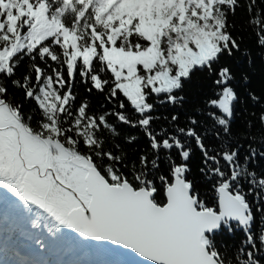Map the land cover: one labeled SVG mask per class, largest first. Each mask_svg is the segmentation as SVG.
Masks as SVG:
<instances>
[{"label":"snow or ice","instance_id":"snow-or-ice-1","mask_svg":"<svg viewBox=\"0 0 264 264\" xmlns=\"http://www.w3.org/2000/svg\"><path fill=\"white\" fill-rule=\"evenodd\" d=\"M241 14L264 60V0H0V264H264Z\"/></svg>","mask_w":264,"mask_h":264},{"label":"trees","instance_id":"trees-1","mask_svg":"<svg viewBox=\"0 0 264 264\" xmlns=\"http://www.w3.org/2000/svg\"><path fill=\"white\" fill-rule=\"evenodd\" d=\"M237 25L239 34L243 35L245 44L248 45L252 49L253 52V65L251 68H248L247 65H242L245 67V70L255 72V76L253 77V85L258 86L262 79H264V60L258 55L261 51L259 48L254 47L255 40H254V33L251 27H249L246 23V17L242 14L237 18ZM210 89L207 86V81L202 79H197L196 76L193 77L192 82L186 86V92L189 95L190 100L200 101L205 98V93L209 92ZM198 156V153H197ZM195 166V161L194 165ZM240 234L238 233L235 237L227 235L224 236L225 240H233L239 239Z\"/></svg>","mask_w":264,"mask_h":264}]
</instances>
